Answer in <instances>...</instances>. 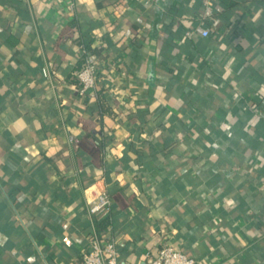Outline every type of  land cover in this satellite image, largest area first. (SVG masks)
Masks as SVG:
<instances>
[{
    "label": "crops",
    "instance_id": "crops-1",
    "mask_svg": "<svg viewBox=\"0 0 264 264\" xmlns=\"http://www.w3.org/2000/svg\"><path fill=\"white\" fill-rule=\"evenodd\" d=\"M68 1L0 0V264H82L101 189L120 264H264V0Z\"/></svg>",
    "mask_w": 264,
    "mask_h": 264
},
{
    "label": "built area",
    "instance_id": "built-area-1",
    "mask_svg": "<svg viewBox=\"0 0 264 264\" xmlns=\"http://www.w3.org/2000/svg\"><path fill=\"white\" fill-rule=\"evenodd\" d=\"M73 0L68 1V9H72ZM220 7L211 4L210 0H202V17L209 20L208 26H198L196 31L202 36H207L211 28L220 24ZM82 55V64L76 72L78 84L74 86L76 94L81 97H94L97 91V67L98 56L79 46ZM44 77H49L46 66L42 67ZM110 205V198L104 189L99 190L88 202V213L96 215L106 210ZM82 264H120L119 252L114 239H104L91 233L89 236V249L82 254ZM141 264H195V259L187 256L178 248L170 244L162 245L155 255H147L145 262Z\"/></svg>",
    "mask_w": 264,
    "mask_h": 264
},
{
    "label": "trees",
    "instance_id": "trees-1",
    "mask_svg": "<svg viewBox=\"0 0 264 264\" xmlns=\"http://www.w3.org/2000/svg\"><path fill=\"white\" fill-rule=\"evenodd\" d=\"M228 5L230 6L231 3H229ZM220 9L221 10H220V13H219L218 17L222 18L221 17V13H222L223 7L221 6ZM76 42H77V44L79 46L82 45L84 49L95 53V51L93 49H91L89 43H87L85 41H81V40H77ZM81 59H82V55H81ZM81 64H82V61H81ZM80 67H81V65L75 71L73 76L72 75L70 76V78H72V81H73L74 85L78 84V81H77V78H76L75 74L80 69ZM101 89L96 91V97H97V102L96 103H97V106L100 108V110L105 111L109 107H108V105H107V103L105 101V98H104V95L102 94V90ZM84 98H85V100H88L87 97H84ZM99 214L100 213H98L96 215H93L94 216V218H93V224L94 225H93V230L91 231V233L97 235L98 237H103L104 239H114V238H112V236L110 235V232H109V226L111 225L110 216L106 215L103 218H100V217L97 216ZM179 250H181V249H179ZM182 252L185 253L184 251H182ZM187 256H189V255H187ZM189 257H191V256H189ZM119 261L121 262L120 257H119Z\"/></svg>",
    "mask_w": 264,
    "mask_h": 264
}]
</instances>
